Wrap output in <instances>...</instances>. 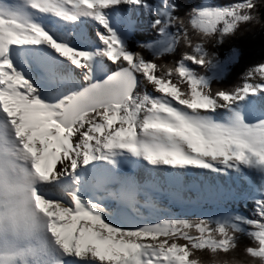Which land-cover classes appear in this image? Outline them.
Instances as JSON below:
<instances>
[{
    "label": "snow or ice",
    "instance_id": "snow-or-ice-1",
    "mask_svg": "<svg viewBox=\"0 0 264 264\" xmlns=\"http://www.w3.org/2000/svg\"><path fill=\"white\" fill-rule=\"evenodd\" d=\"M255 29L264 0H0V193L38 178L56 264L264 261V61L206 75Z\"/></svg>",
    "mask_w": 264,
    "mask_h": 264
},
{
    "label": "clouds",
    "instance_id": "clouds-1",
    "mask_svg": "<svg viewBox=\"0 0 264 264\" xmlns=\"http://www.w3.org/2000/svg\"><path fill=\"white\" fill-rule=\"evenodd\" d=\"M20 186L23 191L15 196L0 193V264H6L9 256L14 257V264H56L55 257L58 254L57 246L51 235L46 230V218L36 210L31 199L32 189L38 188V178L28 179L22 176ZM21 202H24L29 210L30 222L40 229L39 239L43 244L16 242L13 246L8 241L13 240L15 234L24 226L25 220L21 210ZM223 264H257L256 261L224 260ZM259 264H264L260 261Z\"/></svg>",
    "mask_w": 264,
    "mask_h": 264
},
{
    "label": "trees",
    "instance_id": "trees-1",
    "mask_svg": "<svg viewBox=\"0 0 264 264\" xmlns=\"http://www.w3.org/2000/svg\"><path fill=\"white\" fill-rule=\"evenodd\" d=\"M174 2L177 4L178 14L182 15L190 8L202 5L204 3L222 5L231 2V0H174ZM152 34L153 33L151 31H141L138 33V37L144 39L145 41H151L154 39ZM212 51L217 54V60L214 65H216L221 60L227 59L229 55H234L237 53L238 63L234 64L233 66L231 65L229 69H227V73L222 74V76H213L212 72L214 66L206 73L213 86L232 87L240 82L245 71L249 67L264 61V29H255L250 31L239 30L234 35L226 37L223 43L213 47ZM193 67L196 66L193 65ZM236 74L237 77L235 78ZM238 205L247 215L248 210L244 207V204L239 203ZM250 207L251 204H249V208ZM224 260L225 258L221 256L219 258L210 260L208 264H223ZM228 260L241 261L234 258Z\"/></svg>",
    "mask_w": 264,
    "mask_h": 264
},
{
    "label": "rangeland",
    "instance_id": "rangeland-1",
    "mask_svg": "<svg viewBox=\"0 0 264 264\" xmlns=\"http://www.w3.org/2000/svg\"><path fill=\"white\" fill-rule=\"evenodd\" d=\"M141 15H142V18L145 20V23H147V17H143V14H141ZM152 36H153V34H152ZM237 60H238L237 53H235L234 55H229V57H227V59L221 60L216 65H214L212 75L213 76L214 75L222 76V74L227 73V69H229V67L231 65L233 66L234 64L238 63ZM238 67H239V65H238ZM239 69H238V71H239ZM236 77H237V74H236L235 78ZM240 202H243V201L234 202L232 204V207L239 208V210L242 211L238 205ZM242 212H244V211H242Z\"/></svg>",
    "mask_w": 264,
    "mask_h": 264
},
{
    "label": "bare ground",
    "instance_id": "bare-ground-1",
    "mask_svg": "<svg viewBox=\"0 0 264 264\" xmlns=\"http://www.w3.org/2000/svg\"><path fill=\"white\" fill-rule=\"evenodd\" d=\"M5 242L3 240H0V244H4Z\"/></svg>",
    "mask_w": 264,
    "mask_h": 264
}]
</instances>
